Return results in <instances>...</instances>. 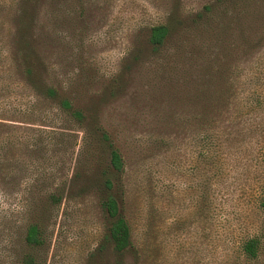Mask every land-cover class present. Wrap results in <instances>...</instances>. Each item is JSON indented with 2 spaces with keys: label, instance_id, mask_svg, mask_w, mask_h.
<instances>
[{
  "label": "trees",
  "instance_id": "obj_1",
  "mask_svg": "<svg viewBox=\"0 0 264 264\" xmlns=\"http://www.w3.org/2000/svg\"><path fill=\"white\" fill-rule=\"evenodd\" d=\"M61 1L0 0V264H45L60 207L87 197L105 214V240L114 253L134 248L122 194L120 150L129 144L123 126L100 114L107 90L80 100L72 77L50 79L39 46L61 34L49 22L40 24L47 6ZM72 1L80 12L87 4ZM165 1V20L137 28L108 91L116 92L130 70L154 67L156 77L165 76L164 91L178 95V114L167 119L178 123V179L191 165L201 189V176L209 173L205 183H212L228 164L224 150H252L261 177L255 210L264 216V96L237 81L240 58L264 39V14L247 7L258 0H214L195 11L184 10L181 0ZM177 64L178 76L172 72ZM237 248L235 264H264L263 220Z\"/></svg>",
  "mask_w": 264,
  "mask_h": 264
},
{
  "label": "rangeland",
  "instance_id": "obj_2",
  "mask_svg": "<svg viewBox=\"0 0 264 264\" xmlns=\"http://www.w3.org/2000/svg\"><path fill=\"white\" fill-rule=\"evenodd\" d=\"M86 1L81 12L72 0L47 6L40 24L49 22L61 34L55 38L50 34L39 46L51 68L50 79L56 83L72 77L71 89L80 100L89 101L91 93L107 90L100 114L105 122L123 126L129 144V149L120 150L126 163L122 194L134 248L123 256L114 253L105 240V214L96 198L87 197L60 207L45 264H235L237 242L264 221L255 210L261 177L250 157L252 150H224L230 154L228 164L211 177L213 184L205 183L209 173L201 176V189L191 165L178 179V123L167 121L178 114L173 103L178 95L164 91L165 76L156 77L154 67L141 66L116 82V92L108 91L134 32L139 26L163 22L166 1ZM212 1L181 0V7L195 11ZM250 2L248 11L256 8L262 16L264 0ZM238 66L239 86L264 96V39L240 58ZM172 72L178 76V64ZM163 120L169 128H162ZM237 140L244 137L238 134Z\"/></svg>",
  "mask_w": 264,
  "mask_h": 264
}]
</instances>
